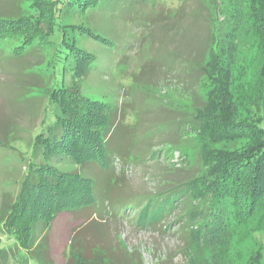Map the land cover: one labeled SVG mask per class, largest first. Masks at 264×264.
<instances>
[{
	"label": "trees",
	"instance_id": "1",
	"mask_svg": "<svg viewBox=\"0 0 264 264\" xmlns=\"http://www.w3.org/2000/svg\"><path fill=\"white\" fill-rule=\"evenodd\" d=\"M38 1L40 7L25 13L21 0H11L10 7L0 3V42L32 31L53 45L52 66L62 75L47 88L45 115L33 133L32 157L20 190L16 197L2 195V233L14 240L15 247L0 245V264H27L22 259L52 264L48 231L60 212L77 218L79 224L89 219L94 224L127 206L117 205L124 194L111 184L124 181V163L131 154L136 123L125 124L122 105L91 99L80 89L95 56L80 46L79 36L109 40L88 25L61 23L63 16L86 15L106 0ZM243 1L245 5L242 0L232 4V21L224 31L220 26L214 28V13L205 4L202 13L208 35L203 56L197 61L194 53L182 54L186 66L204 77V86L208 80L215 88L193 114L197 134L203 136L199 142L207 139V144L215 145L233 140L234 145L207 148L201 157L205 168L201 173L171 183L134 211L154 225L177 210L175 217L183 220L177 227L183 243L224 249L218 248L216 259L211 255L205 264H264V0ZM129 2L131 6H150L157 0ZM44 4L48 13L42 15ZM156 12L162 8L157 6ZM165 19L159 14L156 21L166 24ZM42 24L43 28L37 26ZM22 53L13 51L4 58L0 53V79L9 94L26 88L21 84H37L32 81L34 74L27 78L24 70L16 69L22 59L30 63ZM4 127L0 145L13 148L8 137L15 131V123L9 120ZM118 160L122 161L117 164ZM59 165L74 170H62ZM176 204L181 205L179 210ZM85 226L74 228L65 255L68 264H122L104 244L93 242L91 248L79 244ZM246 239L257 245L255 250L238 258L228 254L226 249L233 241Z\"/></svg>",
	"mask_w": 264,
	"mask_h": 264
},
{
	"label": "rangeland",
	"instance_id": "2",
	"mask_svg": "<svg viewBox=\"0 0 264 264\" xmlns=\"http://www.w3.org/2000/svg\"><path fill=\"white\" fill-rule=\"evenodd\" d=\"M21 1L24 13L42 5L38 0ZM106 1L86 15L63 16L61 23L88 25L109 40L106 43L92 35L79 36L80 46L95 56L80 82V89L91 99L122 105L125 124L136 123L134 144L124 163V181L111 184V188L124 194L117 205L127 206L116 216L98 218L94 224L90 219L79 224L80 221L69 213H58L48 231L49 260L52 264H68L65 255L74 228L86 225L79 244L90 245V248L93 242L104 244L122 264H205L204 260L208 261L211 255L216 259V253L221 251L218 248L224 249L183 243L177 231L183 220L175 217L177 210L164 215L154 225L140 219V213L134 211L171 183L201 173L205 169L201 157L207 148L220 150L234 145L233 140L215 145L207 144V139L199 142L203 136L201 132L197 134L199 129L193 114L215 88L208 80L204 86V77L186 66L182 54L194 53L197 61L203 56L208 29L202 12L205 13L207 4L209 11L214 13V28L220 26L219 30L224 31L232 21V4L237 0H157L156 5L150 6L141 3L131 6V0ZM0 3L2 7L12 5L11 0ZM244 5H241L243 10ZM157 6L162 8L158 14ZM40 11L42 15L47 14V6L44 4ZM159 14L160 18L165 16L171 21L165 19L166 24L156 21ZM37 26L43 28L45 24ZM19 34L1 40V58L13 51L23 52L30 63L22 59L16 69L24 70L27 78L34 74L32 81L37 84H21L26 88L12 89L9 94L0 79V130H6L4 126L9 120L16 126L8 137L13 148L0 145V208L4 193L16 197L20 190L32 157L33 133L45 115L47 88L62 78L52 66L53 45L29 30ZM216 34L221 32L216 31ZM246 54L250 56V52ZM28 55L35 58L25 57ZM175 125L180 128L176 129ZM59 167L74 170L68 165ZM176 206L178 210L181 207ZM3 229L0 218V245L15 247L14 240L6 238ZM256 247L251 239H246L233 241L226 251L238 258ZM22 261L37 264L34 260Z\"/></svg>",
	"mask_w": 264,
	"mask_h": 264
}]
</instances>
